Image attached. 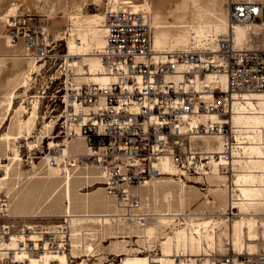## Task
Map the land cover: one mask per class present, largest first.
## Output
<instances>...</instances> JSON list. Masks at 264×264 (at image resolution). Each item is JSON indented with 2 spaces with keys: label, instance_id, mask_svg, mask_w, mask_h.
<instances>
[{
  "label": "built area",
  "instance_id": "2783aa9c",
  "mask_svg": "<svg viewBox=\"0 0 264 264\" xmlns=\"http://www.w3.org/2000/svg\"><path fill=\"white\" fill-rule=\"evenodd\" d=\"M263 9L261 0H229L228 18L231 24L263 23ZM0 19V38L8 37L12 45L23 40L27 56L43 59L52 67L59 43L48 33L44 19L21 8ZM103 24L105 44L99 54L108 81L81 85L70 81L62 86L55 75L50 77L56 91L52 111L62 107L56 122L58 131L46 145L52 154L47 159L50 164L57 165L65 140L82 138L88 151L68 158V163L98 168L106 192L129 214L141 208L140 190L149 180L170 175L164 167L167 160L173 161L183 178L187 174L207 175L215 166L225 173L234 170V155L243 148L230 121L232 97L235 93L264 92V48L237 45L233 35L226 33L215 47L205 44L155 50L151 11L143 6L135 8L131 2L110 7ZM208 74L212 79L206 81ZM202 114L218 118L192 121L193 116ZM210 137L215 141L204 143ZM16 142L26 160L46 155L42 143L41 147L29 144L26 137ZM7 160L0 158V177ZM9 213L10 198L0 191V243L20 230L24 234L14 248L0 246V264H47L46 252L70 251L72 225L68 216L53 227L38 228L32 238L28 225L16 231V224L8 220ZM144 215L140 217L144 219ZM19 252H26V256L18 257ZM29 254L35 255L36 262H31ZM195 258L196 264H264V249L211 250ZM175 264L191 263L178 256Z\"/></svg>",
  "mask_w": 264,
  "mask_h": 264
},
{
  "label": "bare ground",
  "instance_id": "6f19581e",
  "mask_svg": "<svg viewBox=\"0 0 264 264\" xmlns=\"http://www.w3.org/2000/svg\"><path fill=\"white\" fill-rule=\"evenodd\" d=\"M110 1L113 6L121 2H131L135 8L143 6L149 10L152 9L148 0L142 3H136L133 0ZM188 6L189 0H181L175 6H171V12L187 10ZM18 9L14 2L8 7L5 15L0 16L3 18L6 15L14 14ZM225 9H227L226 6ZM222 10V13H219L216 18L210 19L204 18L205 13L200 11L197 23L185 24L182 22L178 26L180 27L179 31L172 33L170 31L172 26L168 25L165 19L166 13L162 9H156L153 15L155 27L154 49L163 51L205 44H211L212 47H215L217 39L222 33H231L237 45L248 43V46L253 48L255 46L253 40L255 36L261 34L259 28L264 25V22L258 24H231L228 11ZM80 15H83V13ZM184 17V14L179 16L182 20H184ZM74 20L75 22L81 21V17L77 16ZM103 21L104 15L96 13L84 25L86 32H77V38L74 36L73 31L70 33L68 39L70 52L66 63L68 66L77 67L78 72L72 78L73 84L81 85L80 81L77 80L83 74H86L84 78L90 81L101 84L108 81V75L105 72V65L101 56L98 51H94V48L100 50L105 44L104 24L100 27ZM79 27L77 26L78 29ZM192 32L195 33V41L197 42L190 46ZM58 35H62V33ZM23 51L22 46L19 49L16 48L15 51L0 46V66L9 58L15 59L11 67L14 73L7 79L5 90L0 98V158L2 155L9 158V162L4 164V172L0 177V191L6 189L7 193L13 194V202H10L12 213H9V216H24L22 212L29 209L36 212L33 213V216H37L43 208L50 210L58 205L60 211H63L62 215L68 216L72 225L70 252L53 254L46 252L45 260L47 264H71L72 257L79 258L75 264H91L88 262L89 256L95 255H98L97 257L100 259L98 264H101L107 256L102 255L105 247L101 246V243L97 244L95 242L99 233H101L102 238L105 237V234H109L112 239L114 238L109 248L106 249L121 258L119 264H175L178 256L185 263L189 260L191 264H196L195 256L208 254L211 250L223 251L229 248L228 245H231V249L235 252L244 250L249 252L259 251V246L262 244L260 232L264 235V229L261 230V226H264V220L259 218L264 214V150L257 139L264 140V92L235 93L232 97L233 115L231 114V122L234 126L236 138L243 148L242 151H237L234 155L233 165L236 176L233 187L230 186L231 195L236 196L232 197L231 203H233V208H238V218L233 219L225 215L227 213L224 209L228 202L227 180L226 175H223V171L217 166L208 172L210 192L205 191L203 193L205 197L203 201L204 204H209L212 208H218L221 212L214 217L211 216L202 220L198 217L197 212L187 213L186 207L193 201L192 190L199 187L188 184L183 177L175 176L179 173L172 160H167L164 165L170 175H163L149 180L144 192L146 204L144 203L143 206L142 203L139 210L129 214L114 200L115 198L113 199L105 194L104 185H98L90 196L89 191H82V182H88L90 178L97 177L99 178L97 182H102V179H100L102 178L101 172L98 175L93 167L91 169L93 165L75 167L74 169L78 170L77 173H72V169L69 167L68 158L88 151L82 138L65 140V146L60 149L56 157L57 165H52L50 160H47V174L41 176L26 190L16 191L18 186L14 179L22 174L20 162L22 157H20L16 140L21 137L28 139L32 137L40 108L38 101L35 99L29 115L22 117V109L26 110V107L22 105L23 103L18 107L16 106V97L19 96V91L29 85V79L32 77L33 72L42 65L40 63L41 59L26 56L27 53ZM23 58H27L25 66H23L22 61H18ZM83 65L88 66L86 71H84ZM211 79L212 75L208 74L206 81ZM223 81H225V77H223ZM234 102L237 104L235 111ZM209 118L215 119L218 117L215 114H202L193 116L192 121H207ZM7 120H10L11 123L8 126L9 129L4 131L2 128ZM239 123H243L242 126ZM53 126L54 120L51 119L45 123V131ZM46 136L48 135L46 134L43 137ZM29 144L32 143L29 141ZM71 150L76 152L72 153ZM51 155L47 154L46 158L49 159ZM240 164L241 169H238ZM36 166V163H34L33 169L35 170L30 173L29 178L36 175L38 168ZM59 173H64L63 179L60 180L63 182V189L60 186L61 182H58ZM150 200H152L153 206L150 205ZM149 205L152 207L150 212L148 211L150 209ZM90 208H92V211ZM140 214L147 215H144L145 218L143 219ZM182 215L185 221L181 225ZM197 218L199 219L197 220ZM91 222L99 223V227L88 226L87 223ZM170 226L171 230L167 231V227ZM35 227L28 224V228H30L29 235L32 238L36 237L37 229ZM20 236H24L21 230L14 233L12 238L2 241L0 246L2 248H14ZM84 236L89 239L84 240ZM134 237H138L136 241L142 243V245L144 244L150 250H152L153 244L158 242L160 252L141 254L142 250L134 247ZM25 256L26 252L18 253L20 258ZM27 257L31 262H36L35 255L29 254Z\"/></svg>",
  "mask_w": 264,
  "mask_h": 264
},
{
  "label": "rangeland",
  "instance_id": "374dc122",
  "mask_svg": "<svg viewBox=\"0 0 264 264\" xmlns=\"http://www.w3.org/2000/svg\"><path fill=\"white\" fill-rule=\"evenodd\" d=\"M133 1L136 3L145 2V0H133ZM148 1H150V3H151L152 9L150 11L152 13V16L154 15V11L156 9H162L164 11V13H166L165 19L167 21V24L168 25L170 24L172 26V27H170L171 28L170 31L172 33H177L180 29V27H178V26H180V24H182V22L185 24L197 23V21H198L197 17H198V13L200 11L205 13L204 18H206V19L216 18V16H218L219 13H222L221 12L222 9H223L222 11H226V10L228 11V1L229 0H189L188 9L184 10V11L180 10L179 12H171V6H175L176 3L180 2L181 0H148ZM261 1L264 3V0H261ZM14 2L18 6V8H21L22 10L34 15L37 18L44 19L46 22L47 30H48L50 36L52 38H54V40L57 43H59V50L57 52L58 57L55 60H53L52 67L48 68V63L46 61H44L43 59H41L40 63H42V65L38 68V70L33 72L31 80H29V85L26 87H23L18 93L19 96L16 97V106L18 107L23 103L22 105H24L26 107L25 108L26 110L22 109V117L28 116L29 112L31 111V109L33 107L35 99H36V101H38L39 107H40L39 113H38L39 116L37 118L36 128L33 130L32 137L29 138V141L31 143H34V142L38 143L40 147L42 146L41 145V143H42L43 145H45L46 155L47 154L50 155L51 154L50 150H48L46 147L47 141L52 140V136L55 133H57V131H58V124H56V122H57V119H58L59 114H60L61 109H62V107L60 106L58 109L56 108L54 111H52L53 108L56 106V103L54 102V99H53L56 91H55L54 84L51 85V83H50V77L52 75L53 76L55 75L58 78L57 80H60V85H62V86L65 83L72 81L73 76L76 75V73L78 71H77V67L68 66L66 63V60L68 58L67 55L70 52L69 46H68V39L70 37V33L73 31L74 36L77 38L78 37L77 32H86V28L84 25L87 24L88 19L96 13H101L102 15H105L106 11L111 6H113V4L111 5L112 2L110 0H0V15H3L4 13H6V11L8 10V7L10 5H12ZM225 6L227 9H225ZM79 12H81V13H79ZM82 13H83V15H80ZM75 14H77V15H75ZM84 14L87 16H85ZM181 14H184V16H185L184 20L179 18V16ZM72 15H74L73 18H72ZM77 16L81 17V21L75 22L74 19H76ZM102 25H103V22L101 23L100 27ZM77 26H80L79 27L80 30L77 28ZM1 30H2V27L0 24V32H1ZM77 30H79V31H77ZM259 30L261 31V34L255 36V38L253 40L255 46L253 48H255V47L264 48V25H262L259 28ZM60 33H62V35H58ZM223 34H226V33H222V34H220V36ZM62 36H65V37L62 39L61 38ZM196 42L197 41H195V33L192 32L190 35L189 45L191 46V45L195 44ZM0 46H2L3 48H6L8 50H11V51H15L16 48L19 49L22 46L24 48L23 52H25V53L27 52V49L23 43V40H21L19 45H12V44H10L8 37H1L0 38ZM96 49L94 48V51L99 52V50H96ZM14 61H15V59L9 58V59L5 60V62H4L5 65L3 64L2 66H0V69L2 68L0 70V98L2 97L3 91L5 90V83H6L7 79L9 77H11L14 73L13 68H11ZM18 61H20V62L22 61L23 62L22 64H24L23 66H25L27 58L19 59ZM83 66H84V71H86L88 66H85V65H83ZM84 75H86V74L80 75L79 76L80 78H78V80H77V81H80V84H86V83L92 82V81L84 78ZM25 89H26V92H25ZM62 92H63V90H62ZM57 102L59 104L61 101L59 99H57ZM236 107H237V104L234 102V111L236 110ZM232 115H233V110H232ZM51 119L54 120V126L50 127L48 131H45L46 129H45L44 125L46 122L50 121ZM230 121H232V116H231ZM10 123H11V121L7 120L6 123L4 124V127L2 128V130H4V131L8 130L9 129L8 126L10 125ZM239 124L242 126L243 123L242 124L239 123ZM263 133H264V131H263ZM46 134L48 136L43 137ZM37 138H39V139H37ZM36 140L39 142H37ZM74 140H76V139H74ZM203 141H204V143H206L208 141L214 142L215 138L210 137V138L205 139ZM257 141H259V144H261V146L263 147V150H264V140L257 139ZM83 142H84V140H83ZM84 145H85V142H84ZM25 152H27L26 149H25ZM71 152L75 153L76 151L71 150ZM46 155L42 154L41 157L36 158L34 160H30L28 158H27L28 160H26V156L24 155L20 159L22 174L20 177L18 176L16 179H14V182L16 181L17 186H18L16 191L26 190L35 181L39 180L41 176H44L47 174V168H46L47 167V158H46ZM2 156L6 157V155H2ZM44 160H46V161H44ZM7 162H9V160H7ZM34 163H36V165L38 166V168L36 170V175L33 178H29L30 177L29 175H31L30 173L33 172V170H35V169H33ZM238 166H239L238 169H241L240 168L241 164ZM69 167L72 169V173H75V172L77 173L78 170H76L74 168L78 167V166H71L69 164ZM92 167L97 172V174L99 175L100 174L99 169L95 168V166H91V169H92ZM235 172H236L235 169L226 173V174H225V172H223V173L221 172L223 175H226L227 187H228V189H227L228 202L226 203L225 209H224V211H226L227 214H225V215L230 217V218H233V219L239 217L238 213H237L238 208H233L232 207L233 203H231V199L235 195H231L230 186L233 187V181H235V176H236ZM63 174L64 173L58 174V179H59L58 182H61L60 180L63 179ZM207 176H208V174L207 175L187 174L186 177H184V180L188 184H193V185H196L199 187V188L192 190L193 193L192 192L191 193L193 196V201L194 200L195 201L194 202L192 201L187 205L186 212L187 213L197 212L198 217L201 220L209 218L211 216L214 217V216H216V214L221 212L218 208H212L209 204H204L203 200L205 197H204L203 193L205 191L210 192L209 187H208L210 183H209ZM177 177H179V175ZM98 179L99 178H97V177L96 178H90V181L82 182V186H81V187H83L82 191H84V192L89 191L90 192L89 196L92 195L94 193V192L92 193V191H94L98 187V185H104L102 182H97ZM100 179H102V178H100ZM147 185L148 184H146V186L141 188V194H142V198H143V206H144V203L146 204V201L144 199V192L146 190ZM60 186L62 187L61 189H63V182H61ZM1 191L6 193L9 196L10 202H13V194L7 193L6 189H2ZM195 191H196V193H195ZM104 192L106 195H108L109 197L114 199V197L109 195L105 189H104ZM196 195H197V198H196ZM211 195H212V193H211ZM229 200H230L231 204L229 203ZM151 201L152 200H150V202ZM151 204L153 206L152 202L150 203V205ZM150 205H149L150 209L148 210L149 212H150V210H152V207ZM11 208L12 207L10 205V214L12 213ZM90 210L92 211V208H90ZM33 213H36V212H33L29 209L28 211L22 212V214H24V216H11L10 218H8V220H11L16 224V231H18L19 228H21L22 226L28 225V224H32V225L36 226L35 229L42 228L44 226L45 227H53L56 223H59L63 219V215H62L63 211L62 212L60 211L59 205L56 208H51L50 210L43 208V210L38 212L37 216H33ZM58 214H59V216H58ZM181 217H182V219H181L180 224L182 225L183 222L185 221V219L183 218L184 217L183 215ZM199 218H197V220ZM259 218L264 220V214L261 215ZM177 221H179V220H177ZM87 225L99 227V223H96V222L87 223ZM263 229H264V226L262 225L261 230H263ZM170 230H171V226L167 227V231H170ZM260 236H261L262 244H260V246H259V251H262L264 249V235H263V233L260 232ZM88 239L89 238L87 236L86 237L84 236V240H88ZM113 239L111 237H109V234H107V235L105 234L104 238L101 237V233H99L97 235L95 242L97 244L101 243V246L105 247L104 253L102 255L107 256L103 259V262L101 264H119L120 263L121 258L119 256H117L114 252L110 251L109 249H106V248H109L110 243L112 242ZM133 239H134V241H133L134 247L140 248L142 250L141 254H143V255L149 254V253L160 252V245L158 242L154 243L153 246L151 247L152 250H150L144 244L142 245V243H139L138 241H136L138 239V237H134ZM228 246L231 249V245H228ZM225 250L227 251V248ZM225 250H223V251L219 250V251L220 252H226ZM97 256L96 255L95 256H89L90 259L88 260V262L91 264H98L100 259ZM84 257H87V256H84ZM78 259L79 258L72 257L73 261L71 262V264H75Z\"/></svg>",
  "mask_w": 264,
  "mask_h": 264
},
{
  "label": "crops",
  "instance_id": "0c3cea01",
  "mask_svg": "<svg viewBox=\"0 0 264 264\" xmlns=\"http://www.w3.org/2000/svg\"><path fill=\"white\" fill-rule=\"evenodd\" d=\"M263 22H264V9H263Z\"/></svg>",
  "mask_w": 264,
  "mask_h": 264
}]
</instances>
